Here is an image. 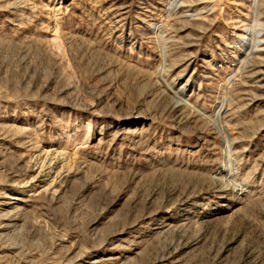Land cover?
Wrapping results in <instances>:
<instances>
[{
    "label": "rangeland",
    "instance_id": "obj_1",
    "mask_svg": "<svg viewBox=\"0 0 264 264\" xmlns=\"http://www.w3.org/2000/svg\"><path fill=\"white\" fill-rule=\"evenodd\" d=\"M0 264H264V0H0Z\"/></svg>",
    "mask_w": 264,
    "mask_h": 264
}]
</instances>
